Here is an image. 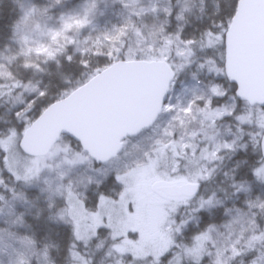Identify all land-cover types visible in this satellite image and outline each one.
<instances>
[{"label": "snow or ice", "instance_id": "obj_1", "mask_svg": "<svg viewBox=\"0 0 264 264\" xmlns=\"http://www.w3.org/2000/svg\"><path fill=\"white\" fill-rule=\"evenodd\" d=\"M13 3L0 264H264V0Z\"/></svg>", "mask_w": 264, "mask_h": 264}, {"label": "trees", "instance_id": "obj_2", "mask_svg": "<svg viewBox=\"0 0 264 264\" xmlns=\"http://www.w3.org/2000/svg\"><path fill=\"white\" fill-rule=\"evenodd\" d=\"M81 1L83 0H62V4L61 5H56L53 7V9H51V13L52 14H57L58 11H62V10H66L69 8H73L74 6H76L77 4H79ZM212 2L214 3V0H212ZM208 3V1H207ZM212 3V4H213ZM208 5V4H206ZM213 6V5H211ZM119 6L116 5H111V6H106L104 9V12L101 15V20H108L110 18L116 19L119 15L118 13L115 14L116 12L114 10L118 9ZM209 7V6H206ZM17 10L15 8V5L13 3V0H0V41H5L7 36L10 34L9 33V27L12 24V22L14 21V19L17 16ZM203 21L200 20V14L197 11V13L195 15H193L190 18V21L188 23V25H186L187 28H189V30L198 28V26L202 23ZM113 25L110 24L109 22V29H111ZM48 71L50 73H55L56 68L55 66H50ZM70 75V74H69ZM190 80V76H188L185 73H181L179 75V80H178V84H177V88H179V86L181 85L180 82H185L187 83ZM4 106V102L3 100L0 98V117H3L5 119H11L12 114L11 112H9V110H6L5 108H3ZM49 227L52 229L53 231V235H55L56 231L64 228L65 226L62 224H50ZM99 241H97L98 243ZM99 251V250H97ZM98 259H106V257H104L102 254L98 256Z\"/></svg>", "mask_w": 264, "mask_h": 264}, {"label": "rangeland", "instance_id": "obj_3", "mask_svg": "<svg viewBox=\"0 0 264 264\" xmlns=\"http://www.w3.org/2000/svg\"><path fill=\"white\" fill-rule=\"evenodd\" d=\"M208 1V5L206 6H209V7H212L211 5H213L214 3L212 2V0H207ZM83 3V1H81L79 4H77L76 6H74L73 8H69V9H66V10H62V11H67V10H70V9H73V10H79V6ZM213 3V4H212ZM111 5H116V6H119L118 9L114 10L117 14L118 13V17L116 19H113V18H110L108 20H101V15L102 13L104 12V8L106 6H111ZM61 11H58L57 14H59ZM121 12H122V6L119 4V0H98V9H97V12H96V15L93 19V24L95 25V29H85L84 30V33L87 34V32L89 30L95 32L96 30H105V29H109V22L110 24L112 25H118L119 23H121L122 21V15H121ZM56 14V15H57ZM55 14H53V16H56ZM185 83V82H184ZM182 85H180L181 87ZM179 90V88H177V91ZM173 99H175V95L176 93L174 92L173 94ZM2 99V98H1ZM3 100V99H2ZM4 106L3 108H5L6 110H9V112H11L12 114V109L14 106L10 105L7 101H4ZM38 192V189L36 190Z\"/></svg>", "mask_w": 264, "mask_h": 264}, {"label": "water", "instance_id": "obj_4", "mask_svg": "<svg viewBox=\"0 0 264 264\" xmlns=\"http://www.w3.org/2000/svg\"><path fill=\"white\" fill-rule=\"evenodd\" d=\"M255 27H256V16H255V14H252L249 18V22H248V26H247V37L249 40L254 38Z\"/></svg>", "mask_w": 264, "mask_h": 264}, {"label": "flooded vegetation", "instance_id": "obj_5", "mask_svg": "<svg viewBox=\"0 0 264 264\" xmlns=\"http://www.w3.org/2000/svg\"><path fill=\"white\" fill-rule=\"evenodd\" d=\"M179 88H180V86H179Z\"/></svg>", "mask_w": 264, "mask_h": 264}]
</instances>
